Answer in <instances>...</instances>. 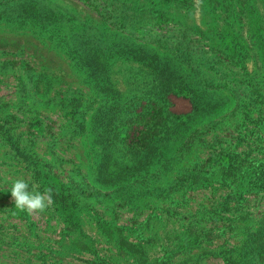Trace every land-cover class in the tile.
<instances>
[{
    "label": "rangeland",
    "instance_id": "rangeland-1",
    "mask_svg": "<svg viewBox=\"0 0 264 264\" xmlns=\"http://www.w3.org/2000/svg\"><path fill=\"white\" fill-rule=\"evenodd\" d=\"M0 162L43 264H264V0H0Z\"/></svg>",
    "mask_w": 264,
    "mask_h": 264
},
{
    "label": "crops",
    "instance_id": "crops-1",
    "mask_svg": "<svg viewBox=\"0 0 264 264\" xmlns=\"http://www.w3.org/2000/svg\"><path fill=\"white\" fill-rule=\"evenodd\" d=\"M22 165L23 166L20 167V169L18 170L24 173L25 176L23 175L24 176L23 179L29 183V191H32L33 185H36L35 180L32 176L31 171L27 168V166L25 164H22ZM3 166H6L7 168H11V167H8V165H6L5 163L0 162V213H3L2 211H4L6 213H9V217L11 219L24 222V227L26 228V231L30 232L31 230H33L32 228L33 225L32 223L28 222V219H29L28 213L19 211L15 208V203L10 193L13 182L17 179L16 177H13L11 175L8 176L6 172H3V170L1 169ZM18 170L16 171L17 173H18ZM14 226L17 227V225H14ZM14 228L15 227H13L12 229ZM0 245L9 246V248L13 249L14 252H20L21 254H24L26 256L27 262L31 263V262L37 261L36 259H34V256L32 254L35 251V249L29 246L28 243H0ZM38 249L43 250V247H39ZM40 256L43 257L41 253L40 255H38V257ZM42 257H40L41 260L37 261V263H41V264L45 263Z\"/></svg>",
    "mask_w": 264,
    "mask_h": 264
},
{
    "label": "clouds",
    "instance_id": "clouds-1",
    "mask_svg": "<svg viewBox=\"0 0 264 264\" xmlns=\"http://www.w3.org/2000/svg\"><path fill=\"white\" fill-rule=\"evenodd\" d=\"M10 193L15 208L28 214H42L52 204L53 189L51 187L45 188L43 192L29 191V183L24 179L15 180Z\"/></svg>",
    "mask_w": 264,
    "mask_h": 264
},
{
    "label": "trees",
    "instance_id": "trees-1",
    "mask_svg": "<svg viewBox=\"0 0 264 264\" xmlns=\"http://www.w3.org/2000/svg\"><path fill=\"white\" fill-rule=\"evenodd\" d=\"M122 137H123V136H122ZM124 137H128V136H127V135H124ZM124 141H125V140H123V139L120 140V142H122L121 145H124ZM118 142H119V141H118ZM111 144H112V143H108V145H107V144H104V145H103V146H105V148H106L105 151H108V150L110 149ZM106 161H107V163H108V160H106ZM25 162H26V161H25ZM26 166H27V164H26ZM29 166H30V165H29ZM29 166H28L27 168L31 171L32 176H33V178L35 179V181L38 182V180H39L40 178H42L45 174H44V175H43V174H39V173H37V169H34V167H33L32 165H31V168H30ZM106 168H107V164H106V162H101V164L98 165V168H96V169H97V175L101 177L102 184H105L106 182H107V183H111V181H110L108 178H106L107 175L104 176V173H105ZM105 178H106V179H105ZM251 184H252V183H251ZM255 186H258L257 188H258L260 191L264 192V183H263V182H262V183H259V184L255 182ZM65 193H66V192H65ZM65 193H63L62 190L56 191L55 189H53L52 200H55V201L58 202V203L62 202L63 200L66 199V197H68V195L66 196ZM62 204H63V203H62ZM63 205H65V203H64Z\"/></svg>",
    "mask_w": 264,
    "mask_h": 264
}]
</instances>
